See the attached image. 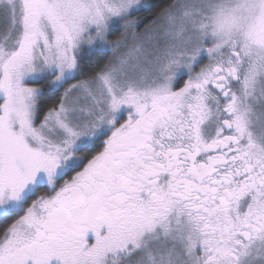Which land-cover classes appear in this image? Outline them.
Masks as SVG:
<instances>
[{
  "label": "snow or ice",
  "instance_id": "6c2138e0",
  "mask_svg": "<svg viewBox=\"0 0 264 264\" xmlns=\"http://www.w3.org/2000/svg\"><path fill=\"white\" fill-rule=\"evenodd\" d=\"M0 264H264V0H0Z\"/></svg>",
  "mask_w": 264,
  "mask_h": 264
}]
</instances>
